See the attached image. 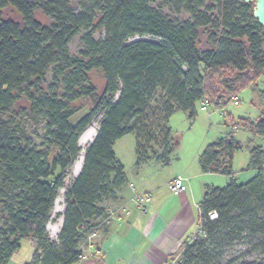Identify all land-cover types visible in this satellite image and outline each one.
Masks as SVG:
<instances>
[{"label":"trees","instance_id":"trees-1","mask_svg":"<svg viewBox=\"0 0 264 264\" xmlns=\"http://www.w3.org/2000/svg\"><path fill=\"white\" fill-rule=\"evenodd\" d=\"M77 1L75 10L70 0H0V264L8 263L22 239H29L34 249L26 264L78 263L79 242L106 215L104 203L126 181L113 151L115 141L134 134L137 167L151 160L168 165L173 113L186 112L193 120L199 102L214 110L224 108L264 70V29L252 16L251 3L162 0L176 3V13L190 15L172 19L153 0ZM207 1L218 8L216 16ZM6 7L14 9L21 22L3 19ZM37 8L51 18L49 25L34 18ZM206 25L213 31V47L199 50L198 29ZM95 30L102 31L98 39L92 36ZM81 31L83 49L79 56H70L67 46ZM135 35L158 40L128 43ZM49 69L51 80L44 90ZM92 69L103 73L99 96L88 80ZM22 97L29 103L26 114L42 120L39 143L24 131L13 109ZM80 98L87 100V113L72 123L76 110L71 103ZM98 111L103 117L97 133L64 195L58 241L49 240L45 225L64 171L76 160L77 139ZM230 125L264 137V110L255 122L242 118ZM239 148L227 132L199 154L201 172L223 174L228 182L203 194L198 225L205 236L195 238L196 233L186 242L177 264H220L221 247L210 250L209 244L220 235L248 238L241 242L247 255L264 253V147L250 149L248 168L256 174L242 184H237L231 166ZM209 211L217 217L208 219ZM225 264L261 263L232 258Z\"/></svg>","mask_w":264,"mask_h":264},{"label":"rangeland","instance_id":"rangeland-1","mask_svg":"<svg viewBox=\"0 0 264 264\" xmlns=\"http://www.w3.org/2000/svg\"><path fill=\"white\" fill-rule=\"evenodd\" d=\"M33 1V0H30ZM153 5L160 8L161 11L170 18H180V19H187L190 17L184 11L180 13H176L174 10L177 8V4L172 2L170 5L162 0H153L151 1ZM91 3V2H86ZM251 5H253L252 2ZM78 1L77 0H70V5L73 9H78ZM206 7H212L213 9L209 12L216 16L218 13V8L211 3L210 1L206 2ZM3 19L11 18L17 22H21V18L19 14L12 9L11 7H6L2 11ZM34 18L41 23L42 25H49L52 20L49 16L44 14V12L37 8L34 11ZM97 20H95L96 23ZM199 38L197 43V48L199 50L211 49L213 47L211 34L212 30L209 25L202 26L198 29ZM84 31L79 32L76 36L72 38V40L68 44V52L70 56H79V51L83 49V44L81 42V36L84 34ZM102 31L95 30L92 32V36L95 39L101 37ZM158 40L157 37L151 35H144V36H132L127 39L128 43H131L136 40ZM264 51V45L262 47ZM51 80V69L46 73L45 83L42 84V88L45 90L47 87V83ZM88 80L89 83L95 87L96 94L99 96L102 93L104 87V77L103 73L100 69H92L88 73ZM262 92H264V70L256 81L255 84H252L250 87L244 88L239 90L236 94L235 100L238 102L234 104L233 101L228 103L224 108L214 110L212 107L208 106L204 102H199L196 105V116L193 120L188 118V114L183 111H177L173 113L168 122V126L171 131L172 136V145H173V152L170 157V162L168 165L161 166L156 164L153 160L147 162L157 165L155 167L157 170L158 176L163 178L166 175H169L172 171L178 168V158L188 157L191 159L193 155H196L198 151H203L207 145L216 141L218 138L224 136L227 132H230L233 139L239 144L240 148L234 153L231 166L232 170L235 173L236 182H240L243 179V174L250 171L248 168L249 162V151L253 147L261 146L264 147V137L254 135L249 131L239 129L237 127L232 128L231 125L228 126L229 122L236 124L239 119H249L250 121H257L264 110V97L262 96ZM118 93L112 96V101L117 99ZM29 108V103L22 97L14 104L13 109L19 113V121L26 133L32 137V139L39 143L42 140L43 131V123L42 120L37 119L33 120L32 117L26 114V110ZM71 108L75 109V114L70 118L72 123H76L78 119L84 116L87 113V100L80 98L71 103ZM103 112L98 111L94 117L92 118L89 126L93 125L94 128L99 127L100 121L102 120ZM87 128V127H86ZM85 131V130H84ZM83 131V132H84ZM82 132V133H83ZM81 133V134H82ZM80 134V135H81ZM79 135V137H80ZM78 137V139H79ZM77 139V143H78ZM94 139V138H93ZM92 142V141H91ZM91 142H86L81 147L78 144L80 154L82 148L87 149ZM113 151L115 156L121 166L123 167L125 176L129 179L126 181H133L136 178V172L138 167L135 166V136L134 134H126L120 139L116 140L113 145ZM54 150L51 149L50 155L54 154ZM85 154V153H84ZM78 157V156H77ZM84 157V155H83ZM77 159V158H76ZM74 163V161H73ZM66 167L64 171V179H63V186L57 190L56 196H58L60 206L63 207L62 211H53L50 210L49 219L45 225L46 229V236L49 240L58 241V233L61 228L62 224V215L65 209V192L68 190L72 183L74 182L76 176L72 171V165ZM83 163V160H82ZM82 167V165H81ZM81 169V168H80ZM80 172V170H79ZM125 177V178H126ZM123 187L126 186L127 182ZM246 181V180H245ZM140 191V190H139ZM121 201L120 191L116 193V195L106 201L104 204L107 209L111 206H115L117 203ZM53 208V206H52ZM1 211V209H0ZM61 219V223H60ZM103 229V227H102ZM101 229V230H102ZM121 231L116 232V236L111 238V241H118L120 240ZM198 237L195 238H204V233H198ZM243 236V235H241ZM96 237V236H95ZM102 238V237H101ZM194 239V238H193ZM192 240V239H191ZM190 240V241H191ZM242 241H249L248 238L245 239H237V238H229L226 239L224 236L220 235L215 238L210 244V250L213 248H220L221 251H218V261L220 264H225L226 261L236 258L237 260L245 259V260H252L261 264H264V253H250L245 254V246L242 245ZM108 243L107 246L109 248L106 252V248L103 249L102 257L103 259H112L114 255V246L113 242ZM34 249L32 247V243L29 239H22L20 241V247L17 251H15L11 258L9 259L7 264H26L30 261L31 255ZM88 255V253H86ZM127 259V257H126ZM140 260L127 259L125 264H138ZM178 263V256L176 259ZM77 264V263H75Z\"/></svg>","mask_w":264,"mask_h":264},{"label":"crops","instance_id":"crops-1","mask_svg":"<svg viewBox=\"0 0 264 264\" xmlns=\"http://www.w3.org/2000/svg\"><path fill=\"white\" fill-rule=\"evenodd\" d=\"M200 153L198 151L191 159L180 156L178 168L163 178L158 176L157 165H140L133 183L126 181V186L120 190L121 201L115 206L124 203V210L120 211L117 220L103 226V229L101 227L81 264H125L130 258L140 260L138 264H168L172 257H176L183 245L197 233L199 202L205 191L211 187H224L228 182L223 174L201 172L198 164ZM179 174L187 178L186 189L174 193L166 183ZM255 174L256 171L250 169L237 184L247 182ZM126 180L129 179L126 177ZM134 192L150 193L151 200L144 211L130 201ZM118 231L122 235L120 240H112L114 255L112 259L105 260L103 249L108 251L107 245Z\"/></svg>","mask_w":264,"mask_h":264},{"label":"built area","instance_id":"built-area-1","mask_svg":"<svg viewBox=\"0 0 264 264\" xmlns=\"http://www.w3.org/2000/svg\"><path fill=\"white\" fill-rule=\"evenodd\" d=\"M234 104H237L238 102L235 100L233 102ZM187 178L182 175H176L173 178H171L167 183V187L170 191L174 193H180L186 189V182ZM151 195L150 193L145 192H134L132 196L130 197V201H133L136 206L141 210L144 211L146 208V205L150 202ZM125 208L124 203L120 204L119 206L115 207H109L107 209L106 215L97 221L94 227H92L90 230H88L82 240L78 244V250L80 252L79 258H78V264H81L83 260L87 257L86 253H89L91 248L93 247V239L95 238L98 231L101 229V227L105 225H109L113 221L117 220L119 218L120 211H123ZM217 217V213L215 211H209L207 213V218L210 220H213ZM198 233H203L200 225H198ZM177 257L172 259L168 264H177L176 262Z\"/></svg>","mask_w":264,"mask_h":264},{"label":"bare ground","instance_id":"bare-ground-1","mask_svg":"<svg viewBox=\"0 0 264 264\" xmlns=\"http://www.w3.org/2000/svg\"><path fill=\"white\" fill-rule=\"evenodd\" d=\"M96 133H97V127L94 128L93 125L88 126L85 129V131L80 135V137L78 139V145L82 147L84 145V143L93 141V138L95 137ZM84 152H85V148H82L80 154L78 155L77 159L74 161V163L72 165V171L74 172L75 175H77L79 173V170L81 168L82 160L84 158L83 157ZM59 204H60V201H59V198L57 196L54 200L52 210L53 211H55V210L62 211L63 207L60 206V208H59ZM60 223H61V219H60Z\"/></svg>","mask_w":264,"mask_h":264},{"label":"water","instance_id":"water-1","mask_svg":"<svg viewBox=\"0 0 264 264\" xmlns=\"http://www.w3.org/2000/svg\"><path fill=\"white\" fill-rule=\"evenodd\" d=\"M245 3L252 2V16L264 29V0H242Z\"/></svg>","mask_w":264,"mask_h":264}]
</instances>
